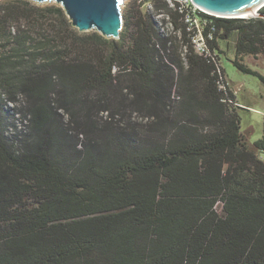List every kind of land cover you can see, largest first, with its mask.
<instances>
[{"label":"trees","instance_id":"trees-1","mask_svg":"<svg viewBox=\"0 0 264 264\" xmlns=\"http://www.w3.org/2000/svg\"><path fill=\"white\" fill-rule=\"evenodd\" d=\"M143 4L174 35L149 9L115 39L0 1V264H264V137L178 12ZM206 17L264 83L240 61L264 55V17Z\"/></svg>","mask_w":264,"mask_h":264},{"label":"rangeland","instance_id":"rangeland-1","mask_svg":"<svg viewBox=\"0 0 264 264\" xmlns=\"http://www.w3.org/2000/svg\"><path fill=\"white\" fill-rule=\"evenodd\" d=\"M32 2L39 5L58 4L56 1H46L42 3L35 1ZM141 2H143V0H122L120 9H122L123 28L125 17L127 15L132 14L134 10L137 9L140 11L142 10V12L149 9L150 12L154 13V19L157 24L159 26L163 25L165 28L164 31H166L168 35H174L173 26L163 21V15L155 14L154 8L150 7V4H143L140 6ZM94 31L96 30L93 29L82 33H90ZM235 35L237 34L234 33L227 40L218 39V41H215L218 45L216 52L220 53V62L222 69H224L225 72L226 82H228V89H230L235 95L233 100L241 106L238 110L241 118V131L246 134L250 146L254 147L255 143L264 137V83L259 76L244 73L235 66L234 60L237 59ZM240 61L264 76L263 54L258 56L247 55L240 59ZM258 156L264 160V150H259Z\"/></svg>","mask_w":264,"mask_h":264},{"label":"water","instance_id":"water-1","mask_svg":"<svg viewBox=\"0 0 264 264\" xmlns=\"http://www.w3.org/2000/svg\"><path fill=\"white\" fill-rule=\"evenodd\" d=\"M56 1L80 32L95 29L107 38H119L123 28L122 0H32ZM199 7L225 18L264 17V0H193ZM237 14L245 16H237ZM223 15V16H222Z\"/></svg>","mask_w":264,"mask_h":264},{"label":"built area","instance_id":"built-area-1","mask_svg":"<svg viewBox=\"0 0 264 264\" xmlns=\"http://www.w3.org/2000/svg\"><path fill=\"white\" fill-rule=\"evenodd\" d=\"M169 6L178 12L180 20L186 26L188 35L191 39V44L194 50L201 56L214 61L218 65L221 72V62L216 49L211 48V43L215 41L214 26L211 31L206 32L205 29L211 24V20L206 15L216 16L207 10L199 7L193 0H166ZM224 18V17H221ZM226 80V79H225ZM228 86V82H226ZM221 88H226V85L221 84Z\"/></svg>","mask_w":264,"mask_h":264},{"label":"bare ground","instance_id":"bare-ground-1","mask_svg":"<svg viewBox=\"0 0 264 264\" xmlns=\"http://www.w3.org/2000/svg\"><path fill=\"white\" fill-rule=\"evenodd\" d=\"M222 16H223V15H222ZM237 16H245V14H242V15H240V14L238 15V14H237Z\"/></svg>","mask_w":264,"mask_h":264},{"label":"clouds","instance_id":"clouds-1","mask_svg":"<svg viewBox=\"0 0 264 264\" xmlns=\"http://www.w3.org/2000/svg\"><path fill=\"white\" fill-rule=\"evenodd\" d=\"M225 18V17H224Z\"/></svg>","mask_w":264,"mask_h":264}]
</instances>
